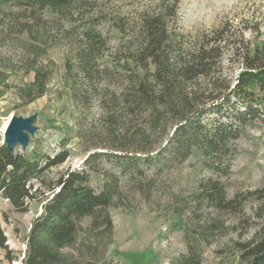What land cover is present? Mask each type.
Returning <instances> with one entry per match:
<instances>
[{
	"label": "trees",
	"instance_id": "obj_1",
	"mask_svg": "<svg viewBox=\"0 0 264 264\" xmlns=\"http://www.w3.org/2000/svg\"><path fill=\"white\" fill-rule=\"evenodd\" d=\"M89 1L92 0H0L2 16L8 6L21 8L13 16L18 26L14 39L33 56L24 69V75L34 73L33 80L15 87L18 99L29 104L50 90L55 66L46 55L52 40L45 28L49 20L40 13L48 8L72 22V26L64 28L67 50L60 76L62 84L53 90L57 100L69 102L79 116H84L98 89V75L108 69L104 64L108 57L126 75V91L121 99L125 113L138 107L149 116L167 114L174 125L171 135L167 134L164 145L160 144L156 152L135 149L141 152L138 156L151 159L170 150L173 159L182 161L197 147L202 151L206 169L227 174L234 141L253 121L264 122V42L252 46L250 40L229 39L223 29H214L203 33L193 46L182 48L177 44L176 48L162 6L141 18V36L131 47L121 54H107L103 52L106 44L101 33L92 27L94 18L84 20L90 23L75 34L79 9ZM22 33L27 38L18 36ZM227 52L230 64L239 65L234 78L222 70ZM6 77L0 75V83H5ZM116 98L113 94L112 99ZM126 152L124 156L128 157L130 151ZM112 155L119 156L109 151H91L81 167L66 168L49 176L52 167L66 161L67 149L49 155L37 146L10 152L0 144V195L20 212L27 211L31 201L40 203V211L31 219L25 236L22 258L8 246L2 226L7 217L0 212L2 259L12 262L21 258L22 264H110L106 254L114 241V224L109 208L115 205L118 178L100 170L99 189L91 184V178L98 161ZM198 191L197 197L208 205L241 216L245 215L246 204L254 202L252 216L257 224L253 235L236 240L235 245L243 264H264V183L257 189L228 197L220 178L209 176L200 179ZM174 264H202L200 253L188 243L187 251Z\"/></svg>",
	"mask_w": 264,
	"mask_h": 264
},
{
	"label": "rangeland",
	"instance_id": "obj_2",
	"mask_svg": "<svg viewBox=\"0 0 264 264\" xmlns=\"http://www.w3.org/2000/svg\"><path fill=\"white\" fill-rule=\"evenodd\" d=\"M162 6L176 48L177 44L182 48L193 46L203 33L214 29H223L229 39L250 40L252 46L264 42V0H164L163 3L162 0H92L79 9L75 34H80L90 23L84 20L94 18L92 27L101 33L106 44L103 52L121 54L140 38L141 18ZM17 10L21 8L8 6L6 14L0 15V75H7L5 83H0V144L2 126L11 115L35 114L36 130L30 135L29 149L37 146L49 155L62 148L69 151L66 161L52 167L49 176L66 168L81 167L91 151L119 155L101 158L91 178L96 189L101 187L100 170L118 178L115 205L109 208L114 224V241L106 254L110 264H174L187 251L188 243L200 253L202 264H243L235 241L253 235L257 224L252 216L254 202L246 204L242 216L216 209L197 197L198 183L202 178L217 176L228 197L262 186L264 122L253 121L234 141V154L225 175L206 169L202 151L197 147L182 161L173 159L170 150L151 159L138 156L141 152L135 149L142 148L152 154L160 144L164 145L167 134L174 130L171 117L156 113L149 116L138 107L126 114L121 100L122 92L126 91V75L108 57L104 58L108 69L98 75V89L84 116H79L69 102L57 100L53 90L62 84L60 76L67 50L64 28L72 26V22L61 19L48 8L40 13L49 20L45 28L52 40L46 55L55 66L50 90L29 104H22L15 87L32 81L34 73L24 75L25 65L33 56L14 39L18 26L13 16ZM18 36L27 38L26 33ZM230 63L227 52L222 70L234 78L239 65ZM214 72L218 74L217 69ZM113 94L116 99H112ZM104 110L107 112L103 113ZM126 151H130L128 157L124 156ZM39 210L40 203L31 201L27 211H16L0 195V212L7 217L2 226L9 248L17 255L23 254L31 219ZM243 218L247 221L243 222ZM3 254L1 251V259ZM1 264L22 263L17 258L12 262L2 259Z\"/></svg>",
	"mask_w": 264,
	"mask_h": 264
},
{
	"label": "water",
	"instance_id": "obj_3",
	"mask_svg": "<svg viewBox=\"0 0 264 264\" xmlns=\"http://www.w3.org/2000/svg\"><path fill=\"white\" fill-rule=\"evenodd\" d=\"M35 119V114L27 117L11 115L7 119L6 126L2 132V144L7 147L8 151L15 152L16 147H19V150H26L29 147L30 135L34 134L36 130ZM23 256L24 252L21 258Z\"/></svg>",
	"mask_w": 264,
	"mask_h": 264
},
{
	"label": "bare ground",
	"instance_id": "obj_4",
	"mask_svg": "<svg viewBox=\"0 0 264 264\" xmlns=\"http://www.w3.org/2000/svg\"><path fill=\"white\" fill-rule=\"evenodd\" d=\"M7 122V121H6ZM6 122L3 124V126H2V132H3V130H4V128H5V126H6ZM3 136V135H2Z\"/></svg>",
	"mask_w": 264,
	"mask_h": 264
},
{
	"label": "built area",
	"instance_id": "obj_5",
	"mask_svg": "<svg viewBox=\"0 0 264 264\" xmlns=\"http://www.w3.org/2000/svg\"><path fill=\"white\" fill-rule=\"evenodd\" d=\"M7 200V199H6Z\"/></svg>",
	"mask_w": 264,
	"mask_h": 264
}]
</instances>
